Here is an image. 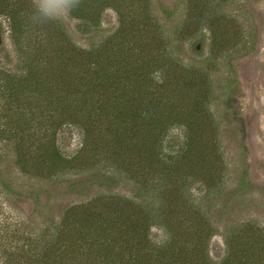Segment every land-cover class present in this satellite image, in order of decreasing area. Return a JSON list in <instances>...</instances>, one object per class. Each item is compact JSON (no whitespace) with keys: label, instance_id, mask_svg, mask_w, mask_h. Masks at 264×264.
Masks as SVG:
<instances>
[{"label":"trees","instance_id":"16d2710c","mask_svg":"<svg viewBox=\"0 0 264 264\" xmlns=\"http://www.w3.org/2000/svg\"><path fill=\"white\" fill-rule=\"evenodd\" d=\"M4 1L0 13L10 14L22 68L0 66V141L12 148L16 165L74 190L120 182L133 189L73 204L38 229L25 221L6 226L0 264H264V232L252 224L226 234L228 253L220 262L205 250L217 230L195 203L190 184L220 183V132L193 64L173 60L188 72L184 77L172 78L162 64L163 80L148 72L142 51L147 38L139 27L148 28V16L137 11H147V0H78L68 14L79 20L86 44L60 21L50 28L33 23L31 14ZM110 7L121 15L117 31L95 43ZM124 9L137 13L129 24ZM200 9L204 16L190 24L209 26L216 10L206 3ZM176 27L174 37L157 34L160 48L174 51L188 42L200 53L208 39L216 44L214 31L197 43L184 22ZM232 43L227 36L219 41L222 49ZM130 91L136 95L128 96ZM209 123L213 129L203 127ZM76 132L82 145L67 153ZM250 185L245 179L241 192ZM2 188L19 195L10 184ZM159 228L167 234L162 240L154 233Z\"/></svg>","mask_w":264,"mask_h":264},{"label":"rangeland","instance_id":"374dc122","mask_svg":"<svg viewBox=\"0 0 264 264\" xmlns=\"http://www.w3.org/2000/svg\"><path fill=\"white\" fill-rule=\"evenodd\" d=\"M4 2L0 0V8ZM10 2L15 8L32 14L33 0ZM118 2L126 5L127 0ZM147 3V11H141V7L137 11L148 16L147 29L144 24H139L147 38L142 51L147 56L148 72L163 80V71L159 69L162 64L169 68L172 78L184 77L188 72L176 66L173 60L179 58L186 65L193 64L200 76L199 86L204 89L203 94L209 100L220 132L224 154L220 183L212 184V187L196 181L190 184L195 203L207 213L217 230L210 243L205 245V250L220 262L228 253L226 234L238 231L245 224H252L253 229L264 232V0H147ZM205 3L206 8L216 10L209 25L211 29L190 24L204 16L200 8ZM165 9L173 10L175 14L167 16ZM124 11L129 12L128 17H124V22L129 24L137 13L128 9ZM120 16L111 7L103 13V27L94 37L95 43L102 36L117 31ZM59 21L74 33L79 44H86L76 26L79 20L71 19L69 14L60 20L41 24L49 28L59 27ZM183 22L186 29L194 34V41L198 43L204 32L211 35L214 31L216 44H211L208 39L200 53L190 50L188 42L182 47L177 46L174 51V47L160 48L157 34L163 31L174 37L176 25ZM0 23L3 28L0 66L12 72L20 71V53L14 43L10 14L1 12ZM223 36L233 42L227 49H222L219 44ZM134 55H137L136 51ZM135 95L132 91L128 93L131 97ZM181 95L186 97L188 94ZM203 127L214 128L210 123ZM76 135L75 140L64 147L65 152L75 154L81 147L82 137L78 132ZM0 155V232L11 224L20 225L22 221L28 222L31 229H38L49 220H58L73 204L109 192L129 194L133 189L132 185L120 182L109 187L93 183L87 189L74 190L62 181L50 183L23 173L15 163L14 151L2 141ZM245 179L251 182V187L241 192ZM4 182L14 187L19 195L3 191ZM154 233L158 234L159 240L167 236L160 228L154 229Z\"/></svg>","mask_w":264,"mask_h":264},{"label":"clouds","instance_id":"9594fccd","mask_svg":"<svg viewBox=\"0 0 264 264\" xmlns=\"http://www.w3.org/2000/svg\"><path fill=\"white\" fill-rule=\"evenodd\" d=\"M78 0H33L31 21L41 24L49 21H57L77 6Z\"/></svg>","mask_w":264,"mask_h":264},{"label":"water","instance_id":"95a60500","mask_svg":"<svg viewBox=\"0 0 264 264\" xmlns=\"http://www.w3.org/2000/svg\"><path fill=\"white\" fill-rule=\"evenodd\" d=\"M2 24L0 23V44L3 42V30Z\"/></svg>","mask_w":264,"mask_h":264}]
</instances>
